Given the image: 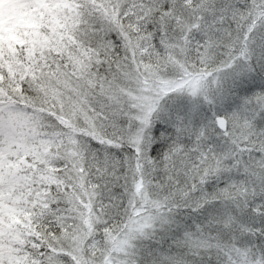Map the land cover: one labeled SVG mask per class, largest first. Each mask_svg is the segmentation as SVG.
Instances as JSON below:
<instances>
[{
    "label": "snow or ice",
    "instance_id": "snow-or-ice-1",
    "mask_svg": "<svg viewBox=\"0 0 264 264\" xmlns=\"http://www.w3.org/2000/svg\"><path fill=\"white\" fill-rule=\"evenodd\" d=\"M0 264H264V0H0Z\"/></svg>",
    "mask_w": 264,
    "mask_h": 264
}]
</instances>
